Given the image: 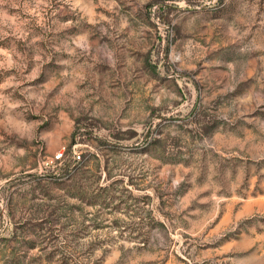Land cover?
<instances>
[{
  "label": "rangeland",
  "instance_id": "1",
  "mask_svg": "<svg viewBox=\"0 0 264 264\" xmlns=\"http://www.w3.org/2000/svg\"><path fill=\"white\" fill-rule=\"evenodd\" d=\"M0 264H264V0H0Z\"/></svg>",
  "mask_w": 264,
  "mask_h": 264
},
{
  "label": "built area",
  "instance_id": "2",
  "mask_svg": "<svg viewBox=\"0 0 264 264\" xmlns=\"http://www.w3.org/2000/svg\"><path fill=\"white\" fill-rule=\"evenodd\" d=\"M70 155L72 159H77L80 156L79 151H77L74 147L71 146L70 148ZM53 159H55V162L60 165L64 162L63 159V148L60 147L57 151H55L52 155Z\"/></svg>",
  "mask_w": 264,
  "mask_h": 264
}]
</instances>
